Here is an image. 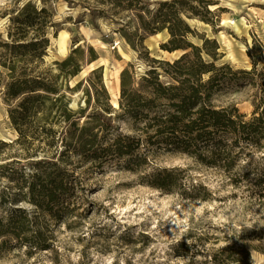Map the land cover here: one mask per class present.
<instances>
[{"label":"trees","instance_id":"1","mask_svg":"<svg viewBox=\"0 0 264 264\" xmlns=\"http://www.w3.org/2000/svg\"><path fill=\"white\" fill-rule=\"evenodd\" d=\"M48 1L26 3L11 17L7 40L0 42V96L17 134L11 142L0 139V250L9 244L25 247L29 255L51 249V227L43 219L64 224L73 217L77 173L85 165L139 172L151 155L166 153L191 158L235 181L238 164L251 170L255 157L264 162V43L253 35L247 49L251 68L219 63L224 55L217 39L200 34L188 21L219 25L211 0L83 1L91 18L113 23L114 32L148 67L142 75L132 64L122 70L118 109L111 104L102 67L70 85L86 62L99 59L93 47L79 45L65 59L47 61L49 31L56 26ZM163 32L169 39L161 49L182 51L174 61L151 57L144 45ZM242 90L251 93L250 117L235 104H217L220 96ZM79 91L84 106L74 108ZM180 172L157 169L144 181L170 191ZM263 180L264 168L259 183ZM251 248L226 245L187 264H252Z\"/></svg>","mask_w":264,"mask_h":264},{"label":"rangeland","instance_id":"2","mask_svg":"<svg viewBox=\"0 0 264 264\" xmlns=\"http://www.w3.org/2000/svg\"><path fill=\"white\" fill-rule=\"evenodd\" d=\"M83 1H48L56 13V26L49 31L47 61L63 60L79 45L93 47L99 59L86 62L70 85L75 86L102 67L111 104L118 109L121 92L117 85L122 70L132 64L142 75L148 67L114 32L113 23L91 18ZM158 1L162 0H149ZM211 1L219 12V25L214 28L188 20L190 25L200 34L217 39L224 55L219 63L251 68L247 49L253 35L264 43V0ZM28 2L42 5V0H0V42L7 40L4 31L8 33L11 17ZM231 20L240 22L242 33L229 23L223 24ZM168 39L169 34L163 32L145 40L151 57L174 61L182 55V51L161 49ZM191 40L201 43L195 37ZM116 42L119 46L113 54ZM82 94L79 91L73 95L72 107L84 106ZM217 104H235L249 117L253 112L249 90L224 94ZM110 117L113 119L114 114ZM121 126L126 129L123 122ZM16 138L0 96V139L11 142ZM243 164L235 168V181L223 171L199 165L191 158L166 153L151 155L150 163L139 172L112 166L96 171L85 165L77 173L80 189L73 217L64 224L43 219L51 227V249L29 255L25 247L9 244L0 250V264H187L232 244L251 245V263L264 264V180L259 183L264 162L255 157L249 171ZM163 168L183 170L170 191L153 188L144 181Z\"/></svg>","mask_w":264,"mask_h":264},{"label":"bare ground","instance_id":"3","mask_svg":"<svg viewBox=\"0 0 264 264\" xmlns=\"http://www.w3.org/2000/svg\"><path fill=\"white\" fill-rule=\"evenodd\" d=\"M212 9H214V5L212 6ZM242 22H243V21H242ZM228 23H229L230 25L233 26V28H234V30H235L236 32H238V33H242V32H243V28H242L240 22L233 21V20H231L230 22L223 21V24H228ZM7 34H8L7 31H4V35H5V37L7 36ZM159 35H160V34H157V35H155V36H159ZM119 89H120V86H119V82H118L117 90L119 91ZM114 105L117 106V103L114 102Z\"/></svg>","mask_w":264,"mask_h":264},{"label":"built area","instance_id":"4","mask_svg":"<svg viewBox=\"0 0 264 264\" xmlns=\"http://www.w3.org/2000/svg\"><path fill=\"white\" fill-rule=\"evenodd\" d=\"M119 43L116 42L115 45L112 46L113 54H116V49L118 48Z\"/></svg>","mask_w":264,"mask_h":264}]
</instances>
